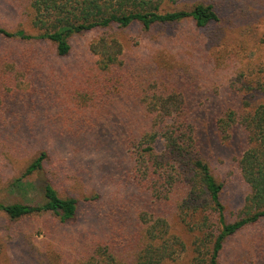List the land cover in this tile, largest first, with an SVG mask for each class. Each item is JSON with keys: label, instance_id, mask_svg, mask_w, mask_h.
<instances>
[{"label": "trees", "instance_id": "trees-1", "mask_svg": "<svg viewBox=\"0 0 264 264\" xmlns=\"http://www.w3.org/2000/svg\"><path fill=\"white\" fill-rule=\"evenodd\" d=\"M181 2L31 0V25L35 33L0 24V39L22 45L18 50L0 52L3 64L0 79L5 83L0 102L6 93L19 90L20 83L12 79L23 75L17 63L29 57L32 61L43 58L28 51L42 47L46 49L44 58H67L73 52L75 36L95 30L102 32L89 45V54L95 59L82 69L84 87L74 89L69 82L51 91L48 84L49 94L44 95L46 105L58 106L65 114L79 113L87 122L114 121L115 116L122 122L113 133L121 134L117 153L125 169L123 183L132 190L135 210L131 212L120 203L110 207L109 234L106 239L94 240L89 259L82 264H164L177 259L189 249L186 241L174 232L168 211L162 208L172 200L179 221L192 238L191 257L186 264H235L227 262L224 256L228 241L264 220V101L252 106L251 98H245L241 110L229 107L217 121L223 135L236 125L243 126L249 143L238 161L249 193L231 219L229 214L235 211H227L226 185L215 175L201 150L195 110L189 109L187 92L196 80L186 67L178 66L175 70L170 64L167 67L159 64L155 69L149 61L134 66L125 58L119 34L134 27L142 32L161 30L176 34L177 27L191 22L197 31H214L217 36L232 30L215 1L196 0L186 7L179 6ZM239 25L245 28L247 24L239 22ZM216 35L208 41L215 40ZM237 84L233 80L231 86L238 93L244 89L253 92L252 96L258 92L264 96V73L248 79L241 87ZM67 128L77 136L101 134L100 126L96 125ZM159 140L163 141L162 149L157 146ZM49 158L48 149L42 148L23 176L38 172ZM43 191L45 200L41 204L0 202V209L12 221L50 213L63 226L81 216L78 197L61 193L51 181L44 185ZM85 194L87 203L102 197L99 191ZM129 217L135 221L131 222ZM130 224L131 233L126 232ZM126 252H131L133 258L126 257ZM253 263L250 260L248 264Z\"/></svg>", "mask_w": 264, "mask_h": 264}, {"label": "rangeland", "instance_id": "rangeland-1", "mask_svg": "<svg viewBox=\"0 0 264 264\" xmlns=\"http://www.w3.org/2000/svg\"><path fill=\"white\" fill-rule=\"evenodd\" d=\"M195 1L182 0L179 6H190ZM213 1L226 25H232L231 31L217 36L214 31H197L190 22L177 27L176 34L161 30L148 33L134 27L119 35L129 65L149 61L155 69L159 64H170L175 70L186 67L196 80L187 92L189 109L195 110L201 150L215 175L226 185L224 201L227 211H235L229 214L233 219L249 193L238 165L249 143L243 126L236 125L223 135L217 121L229 107L241 110L245 98H251L252 106L264 101L259 92L252 96L253 92L242 89L238 93L231 86L233 80L241 87L248 79L264 73V0ZM30 4L31 0H0V24L35 33ZM239 22L247 25L241 28ZM101 34L95 30L75 36L73 52L67 58H44L46 49L40 47L28 52L43 58L32 61L29 57L16 65L23 74L12 78L20 83L19 90L6 93L0 102V202L41 204L45 200L43 187L51 181L61 193L80 199L81 216L63 226L50 213L12 221L0 209V264H82L89 259L94 240L106 239L109 234L110 207L120 203L131 212L135 210L132 190L123 183L125 169L117 153L121 134L113 133L122 123L119 116L114 121L87 122L79 113L65 114L58 106L45 104L48 84L51 91L69 82L74 89L84 87L82 69L95 59L89 54V45ZM212 35L217 38L208 41ZM222 36L230 38L222 40ZM21 46L19 42L0 39L2 53ZM7 83L13 85L12 81ZM4 85L0 79V92ZM83 124L100 126L101 134L77 136L67 128ZM157 146L162 149L163 141L159 140ZM42 148L48 149L50 158L38 172L23 176ZM94 191L101 193V199L85 202L83 195ZM166 204L162 208L168 211L174 232L186 241L189 250L164 264H186L191 257L192 238L177 217L176 203L172 200ZM126 229L131 233L132 225ZM125 256L133 258L131 252ZM224 256L235 264H248L250 260L264 264V220L231 238Z\"/></svg>", "mask_w": 264, "mask_h": 264}]
</instances>
